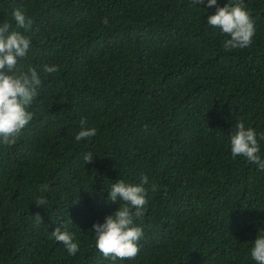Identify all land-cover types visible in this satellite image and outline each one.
Instances as JSON below:
<instances>
[{
	"label": "trees",
	"instance_id": "16d2710c",
	"mask_svg": "<svg viewBox=\"0 0 264 264\" xmlns=\"http://www.w3.org/2000/svg\"><path fill=\"white\" fill-rule=\"evenodd\" d=\"M244 4L256 35L229 51L193 0H0V21L16 8L32 21L31 65L60 69L0 145V264H112L90 231L119 207L102 190L145 174L140 250L116 264H253L264 171L228 149L235 121L264 132V0ZM82 119L98 131L76 143ZM64 225L75 256L50 238Z\"/></svg>",
	"mask_w": 264,
	"mask_h": 264
},
{
	"label": "clouds",
	"instance_id": "9594fccd",
	"mask_svg": "<svg viewBox=\"0 0 264 264\" xmlns=\"http://www.w3.org/2000/svg\"><path fill=\"white\" fill-rule=\"evenodd\" d=\"M246 0H193L196 5L204 4L208 11L207 24L221 37L225 50H243L252 45L256 35L255 21L244 2ZM107 25V17L103 19ZM15 24V28H13ZM32 21L20 8L13 9L10 19L0 21V145L11 146L34 118L30 110L42 85V74L51 75L60 69L56 64H45L38 70L30 63L31 37L26 35ZM95 127H87L81 120V128L75 133L74 141L79 143L97 135ZM264 132L246 126L244 120L235 121L233 133L229 137L228 149L233 159L242 158L248 164L256 165L264 171ZM93 159L92 153L83 157L87 165ZM148 175H143L139 183L117 178L102 190L108 193V200L119 207L96 222L90 231L94 234L95 248L106 260L126 261L135 258L144 237V228L137 221L147 211L149 192L156 190ZM42 191L49 190L43 185ZM47 197L40 196L35 204L44 207ZM37 220L42 218L37 215ZM50 238L62 243L70 256L80 252V241L76 233L67 225L50 231ZM248 256L253 264H264V228L258 230L256 238L250 241Z\"/></svg>",
	"mask_w": 264,
	"mask_h": 264
}]
</instances>
